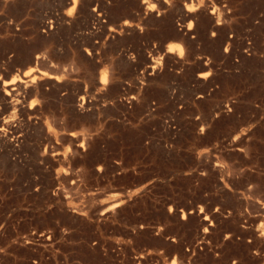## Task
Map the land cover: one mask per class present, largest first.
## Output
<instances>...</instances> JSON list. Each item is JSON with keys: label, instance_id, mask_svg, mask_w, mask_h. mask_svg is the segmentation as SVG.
I'll list each match as a JSON object with an SVG mask.
<instances>
[{"label": "rangeland", "instance_id": "obj_1", "mask_svg": "<svg viewBox=\"0 0 264 264\" xmlns=\"http://www.w3.org/2000/svg\"><path fill=\"white\" fill-rule=\"evenodd\" d=\"M0 264H264V0H0Z\"/></svg>", "mask_w": 264, "mask_h": 264}, {"label": "bare ground", "instance_id": "obj_2", "mask_svg": "<svg viewBox=\"0 0 264 264\" xmlns=\"http://www.w3.org/2000/svg\"><path fill=\"white\" fill-rule=\"evenodd\" d=\"M69 1H72V0H69ZM68 2V1H67ZM74 3V2H73ZM147 3V2H146ZM145 2L143 3V4H146ZM69 4V3H68ZM72 5V4H71ZM66 6V5H65ZM147 8H149V6H147ZM187 9V8H186ZM190 10V9H189ZM190 11H192V10H190ZM215 11V10H214ZM187 13V12H186ZM211 14H212V12H210ZM189 14V13H188ZM215 14L217 15V13H216V11H215ZM189 15H192V13L191 14H189ZM213 15V14H212ZM193 16V15H192ZM214 16V15H213ZM220 16V15H219ZM190 17V16H189ZM211 17V16H210ZM185 18V17H184ZM186 18H187V15H186ZM193 18V17H192ZM191 18V19H192ZM212 18V17H211ZM214 18V17H213ZM212 18V19H213ZM218 18V17H217ZM190 19V18H189ZM190 19V20H191ZM218 20V19H217ZM220 20V19H219ZM211 21V20H210ZM216 21V20H215ZM188 24V23H187ZM186 24V25H187ZM124 25V24H123ZM122 25V26H123ZM220 25V24H219ZM128 27V26H127ZM124 28H126V27H124ZM190 28V27H189ZM189 30V29H188ZM182 31V30H181ZM189 32H190V30H189ZM188 35V34H187ZM185 36V35H184ZM172 49H173V47H170V48H168V52H171L172 51ZM39 57V56H38ZM37 57V58H38ZM40 59V58H39ZM32 61H34V60H32ZM36 61V60H35ZM30 63H33V62H31V61H29ZM152 62H153V60H152ZM155 62V61H154ZM155 65H157V63L155 62ZM153 68H155V66H152ZM157 67V66H156ZM153 70H155V69H153ZM40 73H42V72H40ZM26 75L27 76H29V75H31V71H28L27 73H26ZM51 76V75H50ZM205 76V75H204ZM26 77V76H25ZM206 77V76H205ZM32 78V77H31ZM51 79H53L52 77H50ZM28 79V78H27ZM56 79V78H55ZM15 79H13L12 81H10V82H4V87L6 88H8L9 86H14L10 91L8 90V89H5L3 92L5 93V96L6 95H11L10 94V92L11 91H16L15 93H17L18 92V90H19V88L21 87V85H23V86H26V87H28L29 86V83L30 82H32V80L33 79H30V80H28V81H25V80H21V81H19V82H16V81H14ZM103 80H105L104 78H103ZM104 82V81H103ZM28 84V85H27ZM32 84V83H31ZM2 86V87H3ZM23 86H22V88H21V90L24 92V90H26V89H23ZM10 88V87H9ZM20 91V90H19ZM20 94V93H19ZM19 94H17V96L19 95ZM13 95H14V93H13ZM8 96V97H9ZM11 97V96H10ZM12 98V97H11ZM16 100H17V98H15ZM15 101V100H14ZM18 101V100H17ZM17 101H15V102H17ZM4 129V128H3ZM72 135V134H71ZM73 136V135H72ZM81 146V145H80ZM121 203V202H120ZM119 203V204H120Z\"/></svg>", "mask_w": 264, "mask_h": 264}]
</instances>
